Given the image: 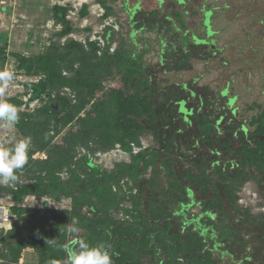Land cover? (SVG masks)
Returning <instances> with one entry per match:
<instances>
[{
	"label": "trees",
	"instance_id": "1",
	"mask_svg": "<svg viewBox=\"0 0 264 264\" xmlns=\"http://www.w3.org/2000/svg\"><path fill=\"white\" fill-rule=\"evenodd\" d=\"M122 2L123 12L128 17L127 24L132 22L129 25V28L132 29L136 24L134 18L140 11L139 4L137 3L132 9L127 10L128 0H122ZM110 3L112 2L110 1ZM224 7L225 10L230 9L226 5ZM55 9L59 10V8ZM111 13V9L107 8L105 16H109ZM175 15L178 20L179 17L181 19V14ZM146 18H154L156 21L158 14L155 11H149ZM168 19L171 18H165L171 27L165 26V29L168 32L172 31L174 40L177 39L179 42L176 51L183 52L193 41L183 31L184 24L182 22L178 21V24L174 20L171 19L172 22H170ZM56 20L62 25L63 34H67L69 28L64 15L56 17ZM254 20L258 21L260 25L261 22L264 23V7L257 13ZM140 31L145 30L143 27L132 30L128 36L130 46L123 50L121 55L104 53L99 56L96 45L93 43H90L86 50L81 44L69 42L64 48L53 46L44 55L29 58L16 56L18 69L25 75L44 76L38 84L30 85L33 88L34 97H42L44 94L51 95V90L55 87H66L76 93L77 100L81 105L78 109L73 110L70 98L59 94L55 100L60 105V109L54 112L49 105H46L41 112L44 121L36 122L33 115L20 114L15 127L23 137H31L35 149L28 154V163L22 169L27 177L26 184L19 185L18 177L14 186L16 189L0 185V204H13L15 206L13 213L17 216L16 224L19 221L22 224V230H10L5 236L4 231H1V259L17 264L22 251L31 249L37 255V264H51L52 261H56L57 264H66L68 252L74 247L73 239H84L93 246L101 242L110 245L113 264H145V262L148 264H182L175 261L178 256H182V260H186L184 264H224L219 261L224 256L236 257V255L244 253L243 251L247 252L246 254H252L250 243L246 244L248 241H256L255 236L249 235L250 227L255 226L250 214L243 212L241 217L232 220L233 227H227L230 223H227L228 219L224 218L225 211L221 205H218V202L220 194H223L237 214L236 194L250 177L248 171L254 168L260 172L264 168V142L256 141L254 147L248 149L242 142L241 132L236 131L231 137L233 140L238 138L239 148L232 151L229 147L232 142L230 139L222 144L215 140L216 144L223 145L226 154L241 159L239 163L230 166V172H225L224 167L217 161L212 164L203 162L202 167L200 165L198 168H192L187 166V162H184L181 157L175 158L172 155L166 158L159 157L163 150L159 149L158 151V148H146L132 154L133 146L140 147L139 139L146 133L147 124H153L156 121L157 116L152 97L159 89L157 87L159 81L156 80L153 84L154 80L152 73L148 71L149 67L140 60L136 51V48L141 45L144 48V54L148 52V42L140 44L135 40ZM151 33L157 35V28ZM182 34L185 36H181ZM160 37L161 35L157 38L160 50L159 67L164 63L161 53L165 46ZM185 37L188 38V41ZM251 38L255 39L252 36ZM260 39L261 36L254 40L253 46H247L249 51L246 52L253 58H258L261 54ZM246 45H242L244 47L241 49L239 46L237 49L244 52ZM5 53V47L0 45V60L3 59ZM256 63L254 62V65ZM73 65H77V67L73 70V75L69 74V76L67 70ZM117 65H120L117 68V72L120 74V87L110 90V93L105 95L103 94V81L112 74ZM182 87L186 90L187 86L183 84ZM227 92L228 89L224 88L216 96L218 100L215 105L220 104L217 112L225 110L226 113L219 115L215 124H212V133L215 135H219V125L225 121L224 119L227 120V123L229 120L225 97ZM189 94L190 97L196 95L192 91ZM198 99L200 102L202 101L200 96ZM91 101L94 102L89 111L77 120L79 127L76 132L68 133L63 138L62 145L47 151L48 156L45 160L32 161L30 159L32 153L44 151L50 144L49 125L51 122H55L58 132L60 127L69 124L79 114L78 112ZM187 101L182 100L179 103L186 105ZM180 110L179 105L178 114L182 115V121L185 118L189 120L188 117L180 113ZM188 112L193 113V109ZM182 129L176 131V134L182 133ZM91 137L94 138L97 145L95 149L91 150L92 152L107 151L112 149L115 144H119L122 151L131 154V163L119 167L120 170L116 172L117 174L127 172L130 180L134 183L136 192L128 195L132 204L131 211L123 209L125 214L134 218L133 221L112 217L113 211L119 208V202L125 198L124 194L120 198L118 196L120 189L116 190L114 187L118 183V177L102 173L98 166L91 165V156L86 154L80 158V161L73 163L76 146H86L87 140ZM160 160L162 163L158 165ZM183 162L184 175L178 169L180 163ZM139 166H142L144 170L151 167L154 176L160 172L166 173L162 177L159 187L168 193L170 203L164 205L154 200L152 196L156 191L151 190L153 188L152 185L150 186L152 181L150 182L145 177H139L141 173L138 169ZM64 169L68 174L66 181H63L60 176ZM185 184L189 186L184 187ZM61 185H65L60 197L65 198L66 208L47 209L44 206V210H40L16 206L27 204L31 195L37 197L38 202L39 200L43 201L45 197L54 195L62 187ZM194 190H199L205 199L211 198L212 193L215 194V198L212 201L206 200V202L198 200ZM148 192H150V196L146 195ZM147 199L149 201H146ZM213 206L216 210L213 209ZM193 208L197 210L195 214L190 213ZM87 213L92 216L89 217ZM73 219L79 222L77 226L82 231L69 235L64 227L72 223ZM220 220L222 221L219 222ZM217 223L220 226L219 232L216 229ZM176 225L180 226L178 232L174 230ZM238 225L242 226L241 229L238 228ZM245 228L247 233H245ZM52 239H56L55 244L47 243V240ZM242 264H247V262Z\"/></svg>",
	"mask_w": 264,
	"mask_h": 264
},
{
	"label": "rangeland",
	"instance_id": "2",
	"mask_svg": "<svg viewBox=\"0 0 264 264\" xmlns=\"http://www.w3.org/2000/svg\"><path fill=\"white\" fill-rule=\"evenodd\" d=\"M38 1L45 9L40 15L35 13L40 17H36L31 12L27 13L28 15L23 14L22 9H18V2H12L9 5L11 7H5V12L2 14L4 25L0 27V45L5 47L6 53L3 55V59L0 60V71H12L14 80L5 89L4 94L0 95V100L14 104L18 109L19 117L22 113H28L34 116L33 119L36 122L44 121L41 112L46 105L56 109L54 112L60 109V105L55 100V97L59 94L70 98L73 110L78 109L81 104L77 100L76 93L66 87H55L51 90V95L44 94L42 97H34L33 88L30 85L38 84L44 76L25 75L24 72L18 69L17 55L26 58L44 55L53 46L64 48L69 42L81 44L85 49H88V45L93 43L96 45V51L99 56L104 53L121 55L123 50L128 49L130 46L128 36L132 30H138L143 27L145 31H140L136 35L135 40L140 44L148 42V52L144 54V48L141 45L136 48V51L140 60L149 67L148 71L152 73L153 84H155L156 80L159 81L157 86L159 89L156 95L152 97L157 117L155 123L147 124L146 133L139 139L140 147L136 148L133 146L132 154L134 155L146 148H158V151L159 149L163 150L159 157L166 158L170 157L169 155L175 158L181 157L184 162H187L186 165L192 168H198L200 165L202 167L203 162L212 164L217 161L224 167L225 172H230V166L241 161L239 157L226 154L225 148L221 145L230 139L232 141L229 144L230 149L236 151L239 148L238 138L233 140L231 137L235 133L234 130L236 128L232 129L234 126L231 127L230 123L228 124L227 120L224 119L225 121L219 125V135H215L212 133L213 128L211 126L215 124L219 115L226 113L225 110L220 113L217 112L220 104L215 105V102L218 100L216 96L224 88H227V84L230 96L236 95L238 97L235 106L238 108L237 118L240 121L245 115V112H243L244 107H252L264 102V94L261 95V90H264V88L259 87L260 82L264 86V75L260 77V73H257V68L254 65V62H257V65L260 59L253 58L246 52L249 51L247 46H253L254 40L264 32V25H260L258 21L254 20L257 13L263 9L264 0H128L127 6L129 7L127 10L132 9L137 3L140 9L134 18L136 24L132 29L129 28L132 22L127 24L128 17L123 12L122 0H91L89 3H79L80 0ZM225 5L230 7V9L225 10ZM91 7L92 9L96 7L93 13ZM55 8H59V10ZM107 8L111 9L112 12L109 16H105ZM149 11H155L158 14L156 21H154V18H146V14ZM84 12L86 13L84 14ZM61 14L64 15L67 22L66 25L69 28L67 34H63V27L56 20V17ZM175 14H181V19L179 17L178 20ZM20 16H23V18L20 19ZM166 17L171 18L178 24V21L184 24L183 31L193 41L190 42L185 51H176L179 42L177 39L174 40L171 30V32H168L165 29V26L171 27V24L165 20ZM171 19H168V21L172 22ZM156 28L158 30L157 35L151 33ZM159 35H161L160 40L165 45L161 53L164 61L163 65L160 63L161 67L158 65L160 50L157 38H159ZM181 36L185 35L182 34ZM251 36L255 37V39L253 40ZM246 37L247 39H245ZM206 38L214 39V49L211 50L207 44L203 46ZM185 39L188 41L187 37ZM209 44L210 47L213 46L212 41ZM242 45H246L244 52L240 50L241 47H244ZM239 46L240 49H237ZM245 61H250V66ZM119 66H115L112 74L104 79L103 94L107 95L110 90L120 87V74L117 72ZM76 67L77 65L70 66L69 70H67L68 75H73V70ZM248 72H251L249 77ZM183 84L187 86L186 90L183 89ZM191 91L196 95L190 97L189 92ZM198 96L201 97V102ZM187 99L189 100L187 101ZM182 100L187 101L186 105L179 103ZM93 102L87 103L85 108L79 111V114L69 124L60 127L58 132L56 131L58 127L55 122H51L49 125L50 144L46 147V150L32 153L30 159L32 161H43L48 156L47 151L62 145L63 138L68 133L76 132L79 127L78 118L83 117L89 111ZM178 103L181 108L180 113L188 117L191 123L187 118L182 121V115L178 114ZM29 105H32V107L30 108ZM190 109H193V113L188 112ZM181 128H183L182 133L176 134V131ZM21 138L23 136L17 131L16 127L9 129L0 123V145L11 147V143L14 140ZM215 140L221 144H216ZM33 145L31 140L29 153L35 149ZM96 147L93 137L87 140L86 146H76L73 153V163L80 161V158L86 154L91 156V165L98 166L102 173L115 178L118 177V183L116 182L117 184L114 187L116 190L120 189L118 196L122 198L124 194L125 198L119 202V208L113 211L112 217L119 220L133 221L134 218L125 214L123 209H131L132 204L128 195L136 192L134 183L130 180L127 172L118 174L116 172L120 170L119 167H124L131 163V154L122 151L119 144H115L112 149L107 151L96 150L92 152L91 150ZM116 151L121 152L118 153ZM121 154L127 157L121 156ZM107 159H109L110 163H108ZM184 162L180 163L178 168L183 175L185 174ZM161 163L162 161L160 160L158 165H161ZM138 169L141 171L139 177H145L150 182L152 181L150 186L152 185L153 188L151 190L156 191L152 196L154 200L164 205L170 203L168 193L159 187L162 177L166 173L160 172V174L157 173L154 176L151 167L144 170L142 166H139ZM255 171L254 168L253 172L248 171L250 177L236 194L237 214H235L236 212L230 206L226 197L223 194L219 196V202L222 204L217 201L218 205L222 206L230 222L237 219V217H241L243 212H248L250 218L256 222L263 213L261 208L264 203V196L260 194V190L264 191V184L259 183L262 181L260 178L261 174L255 173ZM60 176L63 181L68 179L66 169L60 173ZM18 177L19 180L26 182L27 177L24 170L18 171ZM61 186L54 195L45 197L43 201L39 200L38 202L37 197L31 195L27 200L28 203L21 205L25 207L32 206L31 208H37L38 206L66 208L65 198L60 197L65 185ZM187 186L189 185H184V187ZM220 186L223 187L222 185ZM194 191L197 193L198 200H205L206 202V200L212 201L215 198L214 193L210 195L212 196L211 198L207 197L205 199L199 190ZM212 191H214L213 188ZM149 194L150 192L146 193L147 196H150ZM261 197H263V200ZM146 201H149V199ZM84 211L86 210L84 209ZM196 211L193 208L190 213L195 214ZM145 215L147 214L145 213ZM88 216L91 217L92 214ZM217 224L216 229L219 232L220 226L219 223ZM229 226L233 227L231 223L227 225V227ZM241 227V225H238V228L241 229ZM19 229L22 230L20 221L17 224L15 223L10 230L19 231ZM253 229H255V226ZM10 230L4 232V236ZM174 230L178 232L180 226H174ZM251 231L248 234L252 237L256 236L255 231L257 230ZM245 233H247V229ZM184 237L186 236L184 235ZM247 243H250L249 246L253 248L256 245L255 242L251 241ZM176 258L175 261H179L182 264L186 261L185 259L182 260V256H178V260ZM18 261L19 264H37V255L31 249H26L22 251ZM145 264H148V262H145Z\"/></svg>",
	"mask_w": 264,
	"mask_h": 264
},
{
	"label": "clouds",
	"instance_id": "3",
	"mask_svg": "<svg viewBox=\"0 0 264 264\" xmlns=\"http://www.w3.org/2000/svg\"><path fill=\"white\" fill-rule=\"evenodd\" d=\"M14 80L12 71H0V95H3L5 89ZM19 121L18 109L14 104L0 100V123L11 129ZM31 137H23L14 140L11 147L0 145V185L14 187L18 179L17 172L22 170L29 160V148ZM78 221L73 219L72 223L65 226L67 234H78L82 231L78 227ZM50 245L56 243V239L47 240ZM74 245L68 252L66 264H113L111 246L101 242L95 246L90 245L84 239H73ZM51 264H57L52 261Z\"/></svg>",
	"mask_w": 264,
	"mask_h": 264
},
{
	"label": "flooded vegetation",
	"instance_id": "4",
	"mask_svg": "<svg viewBox=\"0 0 264 264\" xmlns=\"http://www.w3.org/2000/svg\"><path fill=\"white\" fill-rule=\"evenodd\" d=\"M261 25H264L263 22H261ZM211 38V37H210ZM208 39L206 38L204 40L203 46H206V44L209 46V48L212 50L214 49V39ZM213 42V46L210 47V42ZM261 45H262V51L261 54L258 56V59H260L258 61V64L255 65V67L257 68V73H260V77L261 75H264V32L261 34ZM247 63L248 66H250V61H245ZM252 66V65H251ZM252 72V71H251ZM251 72H248V77L250 76ZM247 77V78H248ZM249 79V78H248ZM259 87L260 88H264V86L262 85V83H259ZM227 88H229L228 84H227ZM261 95L264 94V90H261ZM226 103H227V111H228V124L230 123V126H234L232 127V129H235L234 131H239L242 134V142L249 148H253L254 147V143L256 141L262 143L264 142V102L263 103H258L257 105H254L252 107H244L245 109H243V112H245L244 117L241 119L237 118V114H238V108L237 106H235V103L237 101V96H230L229 91L226 94ZM251 172H253V168L250 169ZM260 173L261 174V179L262 181H260L259 183L264 184V168L262 169V171H255V173ZM260 194H262L264 196V191L260 190ZM261 195V196H262ZM261 199L263 200V197H261ZM262 212L264 213V203L262 204V208H261Z\"/></svg>",
	"mask_w": 264,
	"mask_h": 264
},
{
	"label": "crops",
	"instance_id": "5",
	"mask_svg": "<svg viewBox=\"0 0 264 264\" xmlns=\"http://www.w3.org/2000/svg\"><path fill=\"white\" fill-rule=\"evenodd\" d=\"M22 0H13L12 2L17 3L18 2V9L21 8L23 11V14L28 15L27 13H38L39 15L42 14L43 10H45L43 8V6L40 5L38 0H24L23 2H21ZM11 2V3H12ZM79 3H89V2H82L79 1ZM11 7V6H9ZM8 7V8H9ZM94 7V6H92ZM91 7V9H92ZM5 7L0 9V27L3 26L4 22H3V12H5ZM93 13V11H92ZM36 15V14H35ZM39 15H36V17H40ZM23 16H20V19H22ZM224 218L228 219L227 214L225 213ZM264 213H262L261 217L254 222L255 223V229L257 231H255V242L256 245L254 246V248L252 247V254H246L247 252L243 251L244 253L240 254V255H236L235 256H224L223 258H221L219 261L223 262L224 264H231V263H237V264H242L247 262V264H264ZM228 223L233 222L231 220V222L229 220H227ZM254 226H252V228L250 227L251 230H255L253 229ZM219 235V234H218ZM221 235V234H220ZM244 248V247H243ZM246 249V248H245ZM253 252H255L253 254ZM231 257H233L231 259ZM21 260V259H20ZM4 261H7L9 263H12L9 260H4L0 258V264ZM14 264V263H12ZM17 264H19V261L17 262Z\"/></svg>",
	"mask_w": 264,
	"mask_h": 264
},
{
	"label": "built area",
	"instance_id": "6",
	"mask_svg": "<svg viewBox=\"0 0 264 264\" xmlns=\"http://www.w3.org/2000/svg\"><path fill=\"white\" fill-rule=\"evenodd\" d=\"M12 1L13 0H0V9L3 7L9 6ZM29 106L30 108L32 107V105H29ZM25 107H26V104H25ZM116 152L120 153L121 151H116ZM18 181H19V185L26 184V182L22 181L21 179ZM11 188L16 189V187H11ZM18 207L44 210V207L42 206H38L37 208H31L32 206L25 207L20 204ZM13 208H14L13 204H0V210H5L4 214L1 213L2 211H0V232L1 231L7 232V230L12 229V226L17 222V216L13 213ZM46 208L47 209H63L59 206L57 208L47 206Z\"/></svg>",
	"mask_w": 264,
	"mask_h": 264
},
{
	"label": "bare ground",
	"instance_id": "7",
	"mask_svg": "<svg viewBox=\"0 0 264 264\" xmlns=\"http://www.w3.org/2000/svg\"><path fill=\"white\" fill-rule=\"evenodd\" d=\"M80 1H82V2H90L91 0H80ZM95 8H96V7H95ZM95 8L92 9L93 12L95 11ZM113 156H114V155H113ZM116 156H117V155H116ZM121 156H125V155H122V154H121ZM121 156H119V157H121ZM125 157H127V156H125ZM107 161H108V163H110V162H109V159H107ZM0 211H2L1 213H3V214L5 213V210H0ZM1 215H2V214H1Z\"/></svg>",
	"mask_w": 264,
	"mask_h": 264
},
{
	"label": "water",
	"instance_id": "8",
	"mask_svg": "<svg viewBox=\"0 0 264 264\" xmlns=\"http://www.w3.org/2000/svg\"><path fill=\"white\" fill-rule=\"evenodd\" d=\"M57 105H58V104H57ZM57 105H56V106H57ZM50 108H51L52 111H56V109H52V107H50ZM1 264H12V263H9V262H7V261H4V262H2Z\"/></svg>",
	"mask_w": 264,
	"mask_h": 264
}]
</instances>
